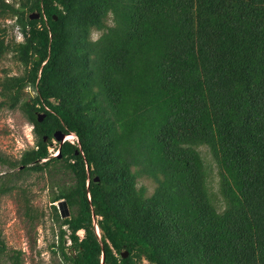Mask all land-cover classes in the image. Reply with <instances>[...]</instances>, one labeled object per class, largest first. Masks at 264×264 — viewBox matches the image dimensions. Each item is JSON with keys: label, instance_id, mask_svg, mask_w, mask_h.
Listing matches in <instances>:
<instances>
[{"label": "trees", "instance_id": "obj_1", "mask_svg": "<svg viewBox=\"0 0 264 264\" xmlns=\"http://www.w3.org/2000/svg\"><path fill=\"white\" fill-rule=\"evenodd\" d=\"M7 18L22 40L0 23V59L23 71L0 80V108L35 144L0 157L18 169L0 194L30 170L71 177L50 195L57 264H264V0H0ZM57 130L77 141L50 156ZM11 252L0 239V261L22 264Z\"/></svg>", "mask_w": 264, "mask_h": 264}, {"label": "rangeland", "instance_id": "obj_2", "mask_svg": "<svg viewBox=\"0 0 264 264\" xmlns=\"http://www.w3.org/2000/svg\"><path fill=\"white\" fill-rule=\"evenodd\" d=\"M0 23L1 26L7 27L6 38L8 40L11 38L15 41L22 40L21 33L13 24V19L7 18L1 20ZM22 71L23 66L14 58L12 52L6 53L0 59V80L6 73L15 75L21 74ZM23 94L28 98L34 94V91L31 87H25ZM29 128L31 132L28 131ZM29 136L32 138L31 142ZM21 144L24 147L21 148ZM34 144L33 126L21 110L18 107L2 106L0 108V157L17 159L23 150ZM49 147L51 155H54L58 142L52 140ZM202 154L206 159H210L206 149L202 148ZM17 170V168L11 170L0 162V176L6 171L16 172ZM213 175L212 184L215 189L217 177L216 174ZM60 182L71 183L72 179L53 169L50 171L30 170L24 172L17 181L19 187L25 192L16 188L11 192L0 194V239L5 243L8 252L21 251L19 256L22 264H57L60 262L59 220L55 218L50 202V195L56 188L54 184ZM137 185L143 186L147 195L153 191L155 186L150 178L143 175L137 178ZM26 200L31 214L25 213ZM54 205L57 207V202ZM63 212L65 213V209ZM68 212V215L75 214L76 207L68 208ZM78 233L82 234L83 231L79 230ZM68 245L69 240L66 239L65 246L68 248ZM0 264L5 263L0 261Z\"/></svg>", "mask_w": 264, "mask_h": 264}, {"label": "water", "instance_id": "obj_3", "mask_svg": "<svg viewBox=\"0 0 264 264\" xmlns=\"http://www.w3.org/2000/svg\"><path fill=\"white\" fill-rule=\"evenodd\" d=\"M38 16H39V13H37V12L31 13L29 15L30 19L37 18ZM36 59H38V57H36ZM44 116H45V113H43V112L38 113L37 114V120L42 121ZM53 136L56 140L61 141L63 139V137L65 136V134L62 133L60 130H57L53 133ZM95 179L98 180L97 177H95ZM57 207L60 211L61 217H67L68 216L69 212H68V208H67V204H66L65 200H59L57 202ZM63 209H65V213L63 212ZM71 250H72V248H70V251ZM120 255H121V257H126L128 255V251L123 250Z\"/></svg>", "mask_w": 264, "mask_h": 264}, {"label": "clouds", "instance_id": "obj_4", "mask_svg": "<svg viewBox=\"0 0 264 264\" xmlns=\"http://www.w3.org/2000/svg\"><path fill=\"white\" fill-rule=\"evenodd\" d=\"M10 1H11V0H8V2H10ZM90 39H91V41L94 42V43H95V42H98V40L100 39V33H98V32H92L91 35H90ZM28 131L31 132V128H29ZM68 135H71L72 137H76V136L73 135V134H66L64 137H67ZM64 137H63V138H64ZM72 137H71V138H72ZM71 138H67L66 140H67V141H70V140H68V139H71ZM31 139H32L31 136H29V141H30V142H31ZM53 140H56V139L54 138ZM66 140H65V141H66ZM56 141H58V140H56ZM59 142L61 143V141H59ZM70 142H71V141H70ZM62 143H63V142H62ZM20 147L22 148V147H24V146L21 144ZM92 219H93V222H95V216H92ZM81 230H82V229H81ZM78 234H79V233H78ZM79 236L82 237V236H83V233H82V234H79Z\"/></svg>", "mask_w": 264, "mask_h": 264}, {"label": "built area", "instance_id": "obj_5", "mask_svg": "<svg viewBox=\"0 0 264 264\" xmlns=\"http://www.w3.org/2000/svg\"><path fill=\"white\" fill-rule=\"evenodd\" d=\"M6 1H8V0H6ZM73 139H68V140H70L72 143L73 142H75V141H77V138L76 137H72ZM67 139V137H64L62 140H61V143L62 142H64L65 140ZM54 141V140H53ZM56 141V140H55ZM50 146V145H49ZM48 150H50V147L48 148ZM57 152H58V148H57V151L55 152V153H53L54 155L55 154H57ZM49 155L50 156H54V155H51V153H50V151H49ZM94 227H95V232L97 233V235H99V228H98V226H97V224H96V222H94Z\"/></svg>", "mask_w": 264, "mask_h": 264}, {"label": "bare ground", "instance_id": "obj_6", "mask_svg": "<svg viewBox=\"0 0 264 264\" xmlns=\"http://www.w3.org/2000/svg\"><path fill=\"white\" fill-rule=\"evenodd\" d=\"M70 137H71V135H68V136H67V138H70Z\"/></svg>", "mask_w": 264, "mask_h": 264}]
</instances>
